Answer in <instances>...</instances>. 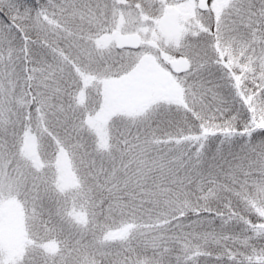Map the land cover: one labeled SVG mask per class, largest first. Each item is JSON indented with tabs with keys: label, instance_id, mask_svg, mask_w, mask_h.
Listing matches in <instances>:
<instances>
[{
	"label": "snow or ice",
	"instance_id": "snow-or-ice-1",
	"mask_svg": "<svg viewBox=\"0 0 264 264\" xmlns=\"http://www.w3.org/2000/svg\"><path fill=\"white\" fill-rule=\"evenodd\" d=\"M0 264H264V0H0Z\"/></svg>",
	"mask_w": 264,
	"mask_h": 264
}]
</instances>
